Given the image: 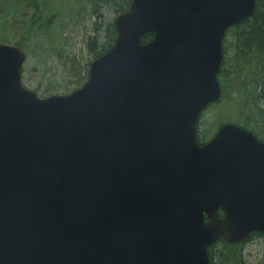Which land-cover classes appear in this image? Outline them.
Returning <instances> with one entry per match:
<instances>
[{
    "label": "water",
    "instance_id": "95a60500",
    "mask_svg": "<svg viewBox=\"0 0 264 264\" xmlns=\"http://www.w3.org/2000/svg\"><path fill=\"white\" fill-rule=\"evenodd\" d=\"M255 7L132 0L87 81L47 98L0 43V264H210L264 234V142L235 124L197 141L223 36Z\"/></svg>",
    "mask_w": 264,
    "mask_h": 264
},
{
    "label": "rangeland",
    "instance_id": "374dc122",
    "mask_svg": "<svg viewBox=\"0 0 264 264\" xmlns=\"http://www.w3.org/2000/svg\"><path fill=\"white\" fill-rule=\"evenodd\" d=\"M39 1L18 0L12 9L6 10L13 0H0V35L7 44L19 47L21 41L24 43L22 50L28 56L22 70L24 87L36 91L40 97L69 94L85 80L84 76L94 58L90 43L94 41L97 46L103 44L97 31L101 29L106 10H94L92 0H47L45 5L48 10L44 15L48 24L39 32L32 26L36 18L33 7ZM119 14L111 16V22ZM232 43V35L229 34L226 39L227 72L226 77L221 79L224 91L222 100L210 106L200 119L199 137H202L203 143L223 124L244 119L239 115L243 92L236 94L235 91L239 88L241 91V79L246 80L247 76L241 73L244 66L240 59L237 60L235 73L241 72L232 77V67H235ZM240 255L243 264H264V238H252Z\"/></svg>",
    "mask_w": 264,
    "mask_h": 264
},
{
    "label": "trees",
    "instance_id": "16d2710c",
    "mask_svg": "<svg viewBox=\"0 0 264 264\" xmlns=\"http://www.w3.org/2000/svg\"><path fill=\"white\" fill-rule=\"evenodd\" d=\"M46 1L47 0H41L36 2L37 4L33 7L35 8L36 18L35 21H32V26L38 29L39 32L44 25L48 24L46 16L44 15V12L48 10V7L45 5L47 3ZM131 1L132 0H92L94 10H106V17L104 20L102 19L101 29L97 31L103 40V44L97 46L93 41L89 45L90 52L94 54V58L102 55L113 46L116 38V31L114 22H111L110 17L128 10ZM15 2L17 3L18 0H13L12 5L7 7L6 10L12 9ZM0 11H2L1 8ZM97 12L100 15L103 14L101 11ZM229 34L232 35V49L235 53V67H232V77L234 78L235 75L241 71V73H246L247 76L246 80L244 79L242 81L241 79V91L240 88L235 91L236 94L243 92L242 108L239 115L244 119L234 122L253 132L260 140L264 141V0H257L255 14L251 20L232 27L229 29L227 35ZM152 38L153 34L144 36L143 43L149 42ZM1 42H7L4 40L2 34L0 35V43ZM21 43V45H16L23 48L24 43L22 41ZM240 59V63L243 64L244 69L235 73L237 60ZM225 66L223 65L222 67L219 76L220 79H222L223 76L226 77L227 70ZM86 78L87 75L84 76L85 80ZM233 78L232 81L234 80ZM85 80L83 82H85ZM201 138H199L200 141ZM256 236L264 238V234L262 233H253L250 238L252 239ZM222 242L215 245L214 249L212 247L210 248V259L217 260L216 263L218 264H243L240 255L241 248L236 245H229ZM218 248H221V250Z\"/></svg>",
    "mask_w": 264,
    "mask_h": 264
},
{
    "label": "flooded vegetation",
    "instance_id": "af4514ba",
    "mask_svg": "<svg viewBox=\"0 0 264 264\" xmlns=\"http://www.w3.org/2000/svg\"><path fill=\"white\" fill-rule=\"evenodd\" d=\"M227 48H226V37L224 38V41H223V58H222V67H223V65L225 66L226 64H227ZM219 214H220V216H222L223 215V213L221 212V210L219 211ZM251 240V238L249 239V241ZM222 241H218V242H216L213 246H212V248L214 249V246L215 245H217V244H219V243H221ZM222 243H225V242H222ZM248 243V241L246 242V243H244V244H240V245H236V246H238L239 248H241V250L243 249V247L246 245ZM226 244V243H225ZM224 244V245H225ZM211 250V249H210ZM217 262V260H211L210 259V264H218V263H216Z\"/></svg>",
    "mask_w": 264,
    "mask_h": 264
}]
</instances>
